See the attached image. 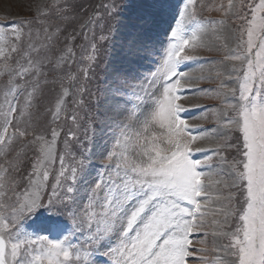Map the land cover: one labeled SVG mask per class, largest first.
<instances>
[{
	"label": "snow or ice",
	"instance_id": "6c2138e0",
	"mask_svg": "<svg viewBox=\"0 0 264 264\" xmlns=\"http://www.w3.org/2000/svg\"><path fill=\"white\" fill-rule=\"evenodd\" d=\"M152 7L150 20L158 32L132 25L137 30L130 33L117 62L105 65L100 91L115 113L109 117L112 132L95 144V151L86 135L89 147L79 157L72 151L77 132L71 128L62 153L58 149L64 131L60 121L63 117L80 127L82 94L87 91L80 81L95 77L98 44L111 41L113 26L98 40L93 33L78 74L64 71L75 56L68 44L55 61L49 58L64 29L41 19L53 9L61 20L73 17L69 0L38 7L34 20L20 22L29 26L27 32L0 26V77L7 76L0 88V264H97L96 256L106 258L103 264H264V0H228L226 8L219 6L241 23L234 30L235 47L219 62H230L229 79L236 86L221 81L218 89L198 90L234 100L210 109L228 129L224 143L214 147L201 142L216 130L196 131L183 118L187 109L181 101L193 90L194 79H210L193 77L190 65L202 59L201 50H213L207 37L226 21L200 18L198 0H155ZM103 8L110 19L120 15L115 0ZM102 20L92 16L87 25ZM34 23L40 26L36 35L44 37L39 46L32 42ZM100 27L103 31L102 23ZM159 31L167 43L145 75L142 62L157 50ZM46 64L62 74L49 80ZM47 85L55 96L42 114L39 100ZM42 115L50 117L49 135L36 132ZM229 150L230 160L223 154ZM197 153L206 155L196 158ZM214 155L228 164L229 181L215 178ZM93 156L101 157L98 165H92ZM26 163L30 171H25ZM97 169L103 171L89 187L87 204H81L77 185L87 183ZM221 184L229 189L226 194L213 191ZM215 202L218 206L210 207ZM209 215L212 231L203 235L213 237V253L224 254L212 260L203 246L207 240H198L202 246L194 248L192 238L209 226ZM78 236L86 237L82 244L74 242Z\"/></svg>",
	"mask_w": 264,
	"mask_h": 264
},
{
	"label": "rangeland",
	"instance_id": "374dc122",
	"mask_svg": "<svg viewBox=\"0 0 264 264\" xmlns=\"http://www.w3.org/2000/svg\"><path fill=\"white\" fill-rule=\"evenodd\" d=\"M57 0H0V26H7L11 28L13 26L21 27L25 32L29 30L27 24H21V21L34 20L37 14V8H48L53 6ZM62 2V0H60ZM73 6V17L67 20H61L57 12L53 9L48 16L41 17L46 23H51L52 25L59 24L64 31L59 35V38L55 44L48 51V56L52 61H55L61 54L68 44L73 48L75 56L73 58V63L64 68V71H71L72 73H79V68L81 67L80 58L84 50L86 49L88 42L93 39V33L95 34V39L98 40L99 36L102 34H107V27L111 24L114 28L111 41H104L98 44L101 49V54L99 56L98 64L99 66L95 69V77L89 81H83L81 79L80 83L83 84L87 91L82 94L85 105L84 109L79 111V116L81 117L79 124L80 127L77 129L72 126L71 121H64L61 118L60 125L63 127L64 131L58 140V149L62 153L63 142L66 138V133L71 128L73 131L77 132L76 140H72V151L79 157L85 148L89 147L88 137H92V151H95V144L102 143L104 139H107L108 134L112 132L110 127L111 120L109 117L115 116L114 112L109 111L110 104L106 103L107 95H101V91L104 87V79L106 76V67L114 65L121 52L123 46H125L128 40L131 38L130 33L136 31L132 25H138L146 31L152 33L158 32V29L151 22L150 17L154 13L152 5L155 0H115V3L120 6V15L116 16L114 19L107 17L103 5L109 3V0H69ZM238 2V0H236ZM228 0H198V11L200 18L211 19V20H225L224 25L217 26L218 31L215 34L210 33L207 37L212 51L203 49L200 52L202 59L198 63H192L190 65V74L193 77H198L203 75L204 77H209L210 79L193 80L192 89L186 94V98L181 101L185 105L187 111L182 113L183 118L188 120V123L194 126L196 131L202 130H212L215 129L214 133H210V138L201 142L203 147H214L216 144L224 143V134L228 132V129L222 128L221 124L217 123V116L214 111L210 109H222L225 100L228 102H234L231 96L221 95L219 98L216 97L215 92H200L199 89H218L221 81H223L228 87H234L235 81L229 79L231 74L230 62L219 63L223 60V57L227 54L229 49L235 47V27L241 23L240 20L235 19L229 14L224 15V11L220 9V5L223 4L225 8L227 7ZM203 7H200V5ZM92 16H97V19L103 16V20L100 23L103 24L104 30H101L100 23L93 25H87V21ZM20 23V24H19ZM33 37L32 42L39 46L44 42V37L41 35H36V30L40 27L37 24L32 26ZM91 29V30H90ZM70 35H75V40L67 41L66 37ZM87 37V39H85ZM156 51H154L153 56L149 60L143 61V67L141 72L147 74L153 67V61L160 58L163 48L166 46V39L164 33L159 31L157 37ZM28 40L25 38L24 45L27 46ZM226 45V46H225ZM52 65L46 64L44 72L49 80L61 75V72L51 71ZM7 76L0 77V88H3ZM76 82H73L75 85ZM147 87V84L145 85ZM220 91H226L222 89ZM55 93L52 91V86H43V94L39 100V111L44 113L46 107H50L54 101ZM76 98H80L77 96ZM97 100H99V107H97ZM69 112H72L73 105L71 98L68 104ZM99 114V115H98ZM230 114V113H229ZM119 119H125L124 116L118 117ZM102 125L104 130L101 131ZM51 126L50 117L47 115H42L36 122V132H43L45 135H49V127ZM87 130V131H86ZM93 132L95 135L93 136ZM234 136V134H233ZM31 137H29L30 139ZM224 155L228 156L229 160L232 156V151H225ZM206 153H197L196 158H204ZM31 156V153H29ZM101 161V157L93 156L92 165H98ZM213 173L216 179H222L224 181H229V176L226 174L228 170V164L221 163L220 156H213L212 160ZM25 171H30L28 164H25ZM59 164L53 169V175L56 169H58ZM91 167V166H90ZM103 170H93L88 178L87 183H78V192L76 196L81 204L86 205L88 197L90 195L89 187L92 185L96 179H98V172ZM113 179H117L113 175ZM52 178L50 177L49 183L51 184ZM214 192L219 191L226 194L229 189L225 188L223 184L218 185ZM219 202H215L218 206ZM212 215H209L206 222L209 224L208 227L202 230L201 233L193 234V247L199 248L200 245L197 241L201 239H206L207 244L203 245L209 248L208 259L212 260L216 255L223 256L222 252L213 253L211 251L213 247V237L208 235L205 237L204 232L211 233L212 226L211 220ZM29 232L33 229H28ZM86 237L78 236L74 242L83 243ZM221 241H217V244ZM199 255V254H198ZM97 264H103L105 257L96 256ZM190 264H199L197 260L190 261Z\"/></svg>",
	"mask_w": 264,
	"mask_h": 264
},
{
	"label": "trees",
	"instance_id": "16d2710c",
	"mask_svg": "<svg viewBox=\"0 0 264 264\" xmlns=\"http://www.w3.org/2000/svg\"><path fill=\"white\" fill-rule=\"evenodd\" d=\"M20 24V23H19Z\"/></svg>",
	"mask_w": 264,
	"mask_h": 264
}]
</instances>
